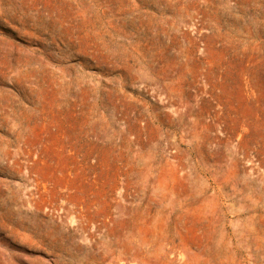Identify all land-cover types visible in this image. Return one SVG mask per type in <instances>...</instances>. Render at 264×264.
Wrapping results in <instances>:
<instances>
[{
  "label": "rangeland",
  "instance_id": "obj_1",
  "mask_svg": "<svg viewBox=\"0 0 264 264\" xmlns=\"http://www.w3.org/2000/svg\"><path fill=\"white\" fill-rule=\"evenodd\" d=\"M0 264H264V0H0Z\"/></svg>",
  "mask_w": 264,
  "mask_h": 264
}]
</instances>
